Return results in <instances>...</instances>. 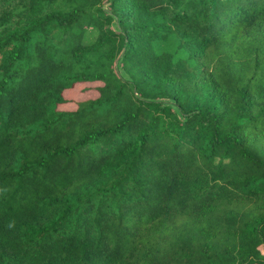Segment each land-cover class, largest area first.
Wrapping results in <instances>:
<instances>
[{
    "label": "trees",
    "instance_id": "trees-1",
    "mask_svg": "<svg viewBox=\"0 0 264 264\" xmlns=\"http://www.w3.org/2000/svg\"><path fill=\"white\" fill-rule=\"evenodd\" d=\"M263 247L264 0H0V264Z\"/></svg>",
    "mask_w": 264,
    "mask_h": 264
},
{
    "label": "rangeland",
    "instance_id": "rangeland-1",
    "mask_svg": "<svg viewBox=\"0 0 264 264\" xmlns=\"http://www.w3.org/2000/svg\"><path fill=\"white\" fill-rule=\"evenodd\" d=\"M98 86H100L99 83L77 84L74 88L66 91L65 98L67 99V103L61 106L60 109L71 111L76 108L78 102L94 98ZM261 250L264 253V247Z\"/></svg>",
    "mask_w": 264,
    "mask_h": 264
}]
</instances>
